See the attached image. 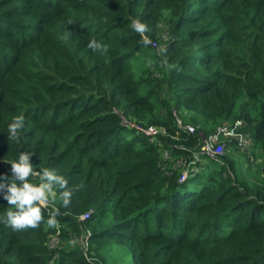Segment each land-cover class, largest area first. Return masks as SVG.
I'll list each match as a JSON object with an SVG mask.
<instances>
[{"label": "trees", "instance_id": "obj_1", "mask_svg": "<svg viewBox=\"0 0 264 264\" xmlns=\"http://www.w3.org/2000/svg\"><path fill=\"white\" fill-rule=\"evenodd\" d=\"M93 37L106 49L86 47ZM147 48L154 63L137 77ZM14 115L19 143L7 138ZM236 122L264 156V0H0V174L27 151L73 187L68 206H42L59 209L56 227L0 223V264H109L117 252L126 264H264V168L251 182L226 155L180 182L176 165L200 134ZM149 127L167 134L151 143Z\"/></svg>", "mask_w": 264, "mask_h": 264}, {"label": "clouds", "instance_id": "obj_2", "mask_svg": "<svg viewBox=\"0 0 264 264\" xmlns=\"http://www.w3.org/2000/svg\"><path fill=\"white\" fill-rule=\"evenodd\" d=\"M130 26L132 30L143 36L145 44L151 43L150 39L144 35L150 31L146 22L139 17H134L131 19ZM86 47L93 52H98L106 49L107 46L93 37L87 42ZM160 51L163 52L165 49L162 48ZM24 126L25 117L14 115L7 125V138L19 143L23 138L21 130ZM32 155L31 152H20L15 159L9 162L11 174L8 176L0 174V180L8 181L3 198L10 205L3 214H0V223L10 226L13 231L38 227L42 221H45L49 227L58 226L60 223L57 219L60 215L59 209L54 208L45 217L42 206L57 198L63 206H68L73 196V187L69 185V180L53 168H43L37 171L30 159ZM36 176L40 177L39 183H34L29 179Z\"/></svg>", "mask_w": 264, "mask_h": 264}, {"label": "built area", "instance_id": "obj_3", "mask_svg": "<svg viewBox=\"0 0 264 264\" xmlns=\"http://www.w3.org/2000/svg\"><path fill=\"white\" fill-rule=\"evenodd\" d=\"M126 123V122H125ZM135 125V124H130ZM177 125L180 129L184 130L189 135H194L196 133V129L193 126L185 125L178 117H177ZM242 125L241 122H236L234 126H220L218 127L214 133L209 135L208 137H204L203 134H200V136L203 138V143L200 147V149H190L191 156L188 159H179L176 162V165L179 167H182L183 174L180 179V182H185L189 178L194 177L198 174L200 167L205 164V161L207 158H210L213 161H222L221 156L223 155V149H224V142L221 140V136H231L234 135V138L237 140L238 144L242 143L243 145L251 144V139L249 136L240 133L238 129ZM142 133L145 135L147 139H149L152 143H158L160 140V136L166 135V130L162 127H149L146 129H141ZM167 158H169L168 155H166ZM203 159H206L202 161ZM44 205L43 207H46ZM92 215V211L84 214L80 217L81 221H86L90 218ZM90 232H88L87 237H89ZM53 240V241H52ZM52 241V242H51ZM51 245L52 246H59V239L57 237L51 238ZM84 244V243H83ZM84 250L83 253L87 258L88 262H93L92 254L88 252L87 248V242L85 241L84 244Z\"/></svg>", "mask_w": 264, "mask_h": 264}, {"label": "rangeland", "instance_id": "obj_4", "mask_svg": "<svg viewBox=\"0 0 264 264\" xmlns=\"http://www.w3.org/2000/svg\"><path fill=\"white\" fill-rule=\"evenodd\" d=\"M151 44H152L153 48H159L158 45H156L154 43H151ZM152 55H154L153 51L151 49L147 48V51L145 52V54L140 56L139 59H137L133 62L134 71H135L137 77H139L141 75V73L146 68L150 67L151 64L154 63V60H152ZM184 115H186V113H184ZM230 124H228V125H230ZM233 138H234V135L221 136V140H223V141L229 140V142H231ZM226 155L228 157L234 159L236 165L240 164L243 167V170L245 171L246 178L249 181L255 182V181L261 180V178H262L261 170L264 168V156L263 155L260 156V152L258 150L256 151L255 149H253L252 144L249 143L247 145H243L242 143H240V144H237L235 146L224 147L223 155L221 156V158L226 156ZM204 160H206V159H203L202 161H204ZM213 160H211L210 158H207L206 161H208V164L209 163L211 164L212 163L211 161H213ZM220 160H218V161H220ZM224 164H225L224 160L220 161V165H224ZM213 167L216 169L218 168L214 163H213ZM36 177H38V176H36ZM50 241H51V239H50ZM130 259L132 260L131 257H130ZM114 260H117L119 264H126L127 262H129L128 258L126 259V258H124V256L120 257V254L118 252L112 253V255L110 257V261H108V263L109 264H115Z\"/></svg>", "mask_w": 264, "mask_h": 264}, {"label": "bare ground", "instance_id": "obj_5", "mask_svg": "<svg viewBox=\"0 0 264 264\" xmlns=\"http://www.w3.org/2000/svg\"><path fill=\"white\" fill-rule=\"evenodd\" d=\"M123 145H124V143H123ZM126 146H127V145H126ZM123 148H124V147H123ZM123 148H122V149H123ZM115 150H116V148H115ZM107 157H108V156H107ZM103 158H104V157H103ZM103 158H102V159H103ZM102 159H101V160H102ZM101 160H99V161H101ZM103 160H104V159H103ZM218 172H219V171H218ZM187 184H188V183H187ZM194 192H195V191H194ZM181 196H182V195H181Z\"/></svg>", "mask_w": 264, "mask_h": 264}]
</instances>
